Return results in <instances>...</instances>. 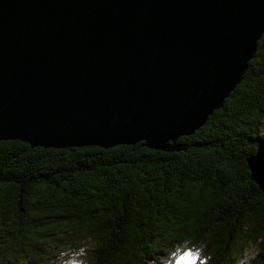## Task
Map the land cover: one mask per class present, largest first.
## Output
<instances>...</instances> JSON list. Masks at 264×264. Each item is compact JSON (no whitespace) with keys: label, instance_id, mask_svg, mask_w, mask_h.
Returning <instances> with one entry per match:
<instances>
[{"label":"water","instance_id":"1","mask_svg":"<svg viewBox=\"0 0 264 264\" xmlns=\"http://www.w3.org/2000/svg\"><path fill=\"white\" fill-rule=\"evenodd\" d=\"M263 33L264 0H0V140L179 150Z\"/></svg>","mask_w":264,"mask_h":264},{"label":"trees","instance_id":"2","mask_svg":"<svg viewBox=\"0 0 264 264\" xmlns=\"http://www.w3.org/2000/svg\"><path fill=\"white\" fill-rule=\"evenodd\" d=\"M177 144L0 140V264H53L62 245H90L89 264H163L186 239L207 264L251 245L246 264H264V192L247 163L264 152V33L223 106Z\"/></svg>","mask_w":264,"mask_h":264},{"label":"clouds","instance_id":"3","mask_svg":"<svg viewBox=\"0 0 264 264\" xmlns=\"http://www.w3.org/2000/svg\"><path fill=\"white\" fill-rule=\"evenodd\" d=\"M81 264H89L87 248ZM204 244L199 246L192 244L190 240H184L176 249L165 257L163 264H207L210 257L204 255Z\"/></svg>","mask_w":264,"mask_h":264},{"label":"rangeland","instance_id":"4","mask_svg":"<svg viewBox=\"0 0 264 264\" xmlns=\"http://www.w3.org/2000/svg\"><path fill=\"white\" fill-rule=\"evenodd\" d=\"M83 250V246L79 245L76 246H68V245H62V250L59 252V255L55 257L53 264H81L80 259L78 258V253H81ZM85 253H81V255H84ZM257 251L255 245H251L247 248H245L244 252L239 255L236 260L234 261V264H246L248 259L252 256H256ZM97 254L93 252L90 257L96 258ZM98 257H100L98 255ZM52 264V263H51Z\"/></svg>","mask_w":264,"mask_h":264}]
</instances>
